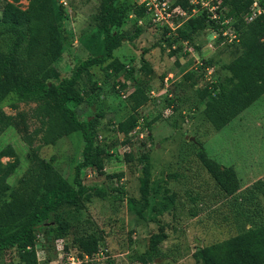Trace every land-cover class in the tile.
Listing matches in <instances>:
<instances>
[{"label": "rangeland", "instance_id": "rangeland-1", "mask_svg": "<svg viewBox=\"0 0 264 264\" xmlns=\"http://www.w3.org/2000/svg\"><path fill=\"white\" fill-rule=\"evenodd\" d=\"M104 1L54 0L66 12L61 28L64 52L49 69L48 85L70 76L73 66L88 56L103 53L94 17ZM18 5L25 10L27 1ZM3 6L0 0V15ZM115 7L122 12L123 22L113 31L133 35L140 27L141 35L114 51V58L124 65L120 71L106 78L107 63L93 66L90 76L78 83L80 92L102 100L73 107L80 120H91L94 110L104 111L96 128V143L106 153L104 175L94 168L82 171L83 198L90 197L83 200L70 235L53 241L43 227L36 230L38 264H65L62 252L78 256L73 237L79 229L101 237L104 253L93 259L101 264H143L142 258L144 264H264L259 255L264 194L252 190L257 181L264 188V96L216 131L197 95L209 83L230 76L223 66L240 58L242 50L231 39L232 27L224 32L230 37L206 29L192 44L177 42L170 47L172 32L153 25L137 0H118ZM12 41V35L0 36V52H7ZM25 46L19 50L21 56ZM202 61H209L211 68L201 66ZM137 85H144L149 102L133 111L127 98ZM45 88L9 94L0 103V113L23 112L28 117L35 107L33 99L42 96ZM131 114L139 124L123 135L118 126ZM20 134L14 127L0 132V150L12 145L20 162L9 178L11 185L29 166L28 148ZM83 146L81 134L73 133L54 146L43 147L39 156L54 158V168L74 185ZM199 152L234 167L240 180L235 194L219 193ZM9 161L2 158L3 163ZM121 173V179L115 177ZM141 179L146 180L145 198ZM0 264H20L16 251L0 252Z\"/></svg>", "mask_w": 264, "mask_h": 264}, {"label": "trees", "instance_id": "trees-1", "mask_svg": "<svg viewBox=\"0 0 264 264\" xmlns=\"http://www.w3.org/2000/svg\"><path fill=\"white\" fill-rule=\"evenodd\" d=\"M20 1L4 0L0 15V36H13L11 48L7 52H0V103L12 93H30L41 86L47 90L33 99L35 107L29 111L28 117L23 112L15 116L0 113V132L8 127L20 130L21 140L28 148L29 164L17 183L11 185L9 178L20 162L12 145L8 144L0 150V252L14 250L20 264H38L36 230L43 227L47 238L53 241L70 235L78 219L76 215L84 208L83 200L90 197L87 195L83 198L82 171L94 168L98 174L104 175L106 153L96 143L97 119L103 118L104 111L94 110L92 113L95 115L91 120H80L73 108L86 103L92 106L102 99H94L93 93L80 92L78 83L90 76L89 70L93 66L107 63L103 68L106 78L120 71L124 65L114 58L113 53L123 42H135L141 35V28H137L133 35L114 32L113 28H119L123 22L122 12L115 7L118 0L102 2L94 23L102 38L103 53L88 56L73 66L70 76L48 85L52 78L49 69L64 52L61 28L66 12L54 0H25V10L20 9ZM252 2L222 0L215 11L218 15L216 21L209 17L211 13L207 9H203L172 32L170 38L171 47L177 42L192 44L195 37L206 29L221 37L229 27L237 33L236 45H239L242 54L238 60L223 66L230 76L224 81L211 82V86L197 91L199 100L205 105L206 119L216 131L223 129L264 95V12L248 21L246 18ZM259 4L264 11V0H259ZM174 6L188 14L195 7L188 0H175ZM24 43L25 56H21L19 50ZM195 50L200 54L199 47L196 46ZM200 65L211 68L209 61H202ZM143 70L146 71V68ZM127 100L133 111L146 105L149 96L144 85H137ZM138 121L131 114L119 124L118 131L128 135L137 127ZM73 133L81 134L84 146L83 160L75 167L74 185H71L54 168V158L45 160L39 156V152L43 147L54 146ZM198 157L222 196H232L240 189L234 167L224 166L202 152L198 153ZM2 158L11 161L3 163ZM122 175L115 177L121 179ZM262 185L261 181H257L252 190L264 194ZM140 186L145 198V179H141ZM51 214L53 221L49 222ZM100 240L101 237L95 232L87 233L79 229L73 237L78 257L88 256L92 259L88 264H101L93 260L100 251L104 253L99 246ZM259 255L264 261V234ZM152 257L156 258L157 255ZM250 258L255 260L252 256ZM141 262L144 264L146 260L142 258ZM109 264L112 262L109 261Z\"/></svg>", "mask_w": 264, "mask_h": 264}, {"label": "built area", "instance_id": "built-area-1", "mask_svg": "<svg viewBox=\"0 0 264 264\" xmlns=\"http://www.w3.org/2000/svg\"><path fill=\"white\" fill-rule=\"evenodd\" d=\"M137 1L139 6L144 9L146 15L149 16L153 25L165 27L170 32H175L192 15L196 14L199 11H202L203 9H207V11L211 13L209 17L216 21L218 19V15L215 13V11L218 9V6L222 0H188L189 4L195 6L192 9L191 14H188L185 10L180 7L174 6L175 0L173 2H171L170 0ZM252 1L253 2L250 7V12L248 13L246 18L248 21H251L253 18L263 13L259 4V0ZM197 6H200V8H198ZM225 23L227 24V21H225ZM231 33L233 34L231 39L234 42H238L237 33L233 29H231ZM223 36L230 37L228 34L224 35V32ZM62 253L63 254H60V257H62L66 261L65 264H88V262L92 261V259L88 256H83V258L78 257L74 255V253H72L71 251ZM98 254L103 253L100 251ZM97 256L98 255L96 254L95 257Z\"/></svg>", "mask_w": 264, "mask_h": 264}, {"label": "crops", "instance_id": "crops-1", "mask_svg": "<svg viewBox=\"0 0 264 264\" xmlns=\"http://www.w3.org/2000/svg\"><path fill=\"white\" fill-rule=\"evenodd\" d=\"M263 96H264V95H263ZM263 96H262V97H263Z\"/></svg>", "mask_w": 264, "mask_h": 264}]
</instances>
